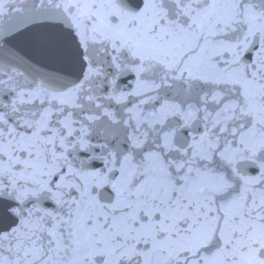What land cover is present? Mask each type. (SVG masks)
I'll return each instance as SVG.
<instances>
[{
    "label": "snow or ice",
    "instance_id": "obj_1",
    "mask_svg": "<svg viewBox=\"0 0 264 264\" xmlns=\"http://www.w3.org/2000/svg\"><path fill=\"white\" fill-rule=\"evenodd\" d=\"M0 264H264V0H0Z\"/></svg>",
    "mask_w": 264,
    "mask_h": 264
}]
</instances>
